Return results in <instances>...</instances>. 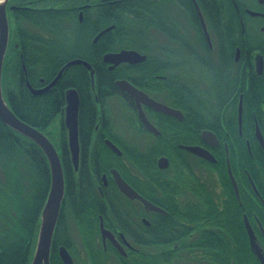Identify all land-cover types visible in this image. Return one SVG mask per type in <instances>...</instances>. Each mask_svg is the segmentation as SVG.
Listing matches in <instances>:
<instances>
[{"label": "flooded vegetation", "instance_id": "obj_1", "mask_svg": "<svg viewBox=\"0 0 264 264\" xmlns=\"http://www.w3.org/2000/svg\"><path fill=\"white\" fill-rule=\"evenodd\" d=\"M224 1L153 0L151 19L140 22L151 30L140 36L137 50L108 52L134 50L144 57L114 67L135 74L115 79L112 94L96 92L84 67L74 70L85 72L87 86L81 90L77 79L65 89L79 98L78 161L75 167L66 132L56 149L65 184L50 248L57 264H64L60 249L71 264H264V0ZM84 7H77L79 22ZM91 45L83 42L82 54L93 57ZM118 80L174 115L133 99ZM39 82L32 87L48 84ZM84 93L93 116L88 132ZM60 118L63 124V111ZM161 147L168 155L143 160L164 152ZM114 171L157 211L123 194ZM210 250L215 263L207 259Z\"/></svg>", "mask_w": 264, "mask_h": 264}, {"label": "trees", "instance_id": "obj_2", "mask_svg": "<svg viewBox=\"0 0 264 264\" xmlns=\"http://www.w3.org/2000/svg\"><path fill=\"white\" fill-rule=\"evenodd\" d=\"M10 6L14 8L9 9ZM80 6H85L81 22L77 8ZM153 10V0H10L7 6L10 35L1 82L3 96L12 112L24 123L50 135L46 131L54 121L57 118L62 121L65 89L77 86V79L81 90L85 92L87 86V75L84 72L78 76L74 70L81 67L74 65L63 72L48 93L34 96L27 89L22 61L28 81L34 87L40 79L49 83L66 62L79 56L98 73L94 82L96 92L105 90L112 94L115 79L133 77L135 73H128L121 65L111 71L104 70L106 65L100 54L137 50L140 36L149 35L151 30L150 25L141 26L140 22L150 20ZM110 25L114 28L91 45L92 38ZM83 42L91 45L93 57L82 54ZM81 108L83 130L88 132L93 116L86 93ZM64 128L61 122L56 141L53 140L55 149L66 142ZM179 142L183 141H175ZM160 150L164 152H150L143 160L156 159L163 153L168 155L167 148ZM63 157L68 166L66 155ZM50 184L49 165L41 149L0 120V264L30 263ZM206 256L213 263L218 259L211 250ZM143 259L150 260V257ZM50 264H57L54 252H51Z\"/></svg>", "mask_w": 264, "mask_h": 264}, {"label": "water", "instance_id": "obj_3", "mask_svg": "<svg viewBox=\"0 0 264 264\" xmlns=\"http://www.w3.org/2000/svg\"><path fill=\"white\" fill-rule=\"evenodd\" d=\"M10 0H0V120L1 122L6 125L8 128L12 129L16 133L26 137L27 139L34 142L44 153L49 169H50V176H51V184L50 189L47 195V199L45 201L44 207L42 209L40 218H39V228L38 233L35 241L34 251L29 264H49V256H50V248L52 237L54 234V229L57 221V217L60 211L61 202L64 197V173L62 164L56 151L55 147L51 143V141L47 138L39 130L25 124L22 122L10 109L8 104L6 103L3 90H2V67L4 58L6 55L8 42H9V35H10V23L7 16V5ZM194 1V0H193ZM195 3V2H194ZM112 27L106 28L102 30L95 38L98 39L101 35L111 30ZM143 56L137 53L134 50H121L115 53H106L103 56L102 61L104 63L109 64V68L112 69L115 66L121 63H129V64H137L143 60ZM80 65L84 67L90 75L91 78V85L94 87V70L92 66L80 59H73L66 62L57 72L55 77L43 88L34 89L29 81L27 76V70L24 65V62H21V69L25 75L26 86L29 92L34 95L38 96L45 92L50 91L52 87H54L59 79L61 78L63 72L71 66ZM116 86L127 95L131 96L135 100H142L148 106L153 108L156 111L167 115H174V112L154 101L150 100L146 97L142 92L135 89L128 81L126 80H118L116 81ZM78 108H79V98L78 94L74 89H68L65 91V106L63 109V125L67 132V141L68 147L70 150V156L72 163L77 165L78 161V128H77V121H78ZM143 119V118H142ZM144 124L146 128L150 129L153 132H156L146 120H144ZM157 133V132H156ZM110 147L113 151L120 154V151L115 148L110 142H108ZM185 150L197 154L199 156H204L205 151L200 147H193V146H185L183 147ZM166 160L164 158L159 160V164L162 163V166ZM114 178L118 184V188L120 191L130 198H138L142 200L143 203L150 209L157 211L152 205L145 202L142 198H140L121 178L120 176L114 171L113 172ZM102 229L103 236H109L106 230ZM60 258L62 259L64 264H71V258L66 250L60 249L59 250Z\"/></svg>", "mask_w": 264, "mask_h": 264}, {"label": "rangeland", "instance_id": "obj_4", "mask_svg": "<svg viewBox=\"0 0 264 264\" xmlns=\"http://www.w3.org/2000/svg\"><path fill=\"white\" fill-rule=\"evenodd\" d=\"M58 125H59V118H57L55 121H54V123L52 124V126L49 128V134H50V136H48L49 138V140L52 142L53 140H55L56 141V135L58 134L57 133V130H58Z\"/></svg>", "mask_w": 264, "mask_h": 264}, {"label": "bare ground", "instance_id": "obj_5", "mask_svg": "<svg viewBox=\"0 0 264 264\" xmlns=\"http://www.w3.org/2000/svg\"><path fill=\"white\" fill-rule=\"evenodd\" d=\"M65 94V93H64ZM5 99V98H4ZM6 101V100H5ZM23 122V121H22ZM26 124V123H25ZM28 125V124H27ZM30 126V125H29ZM32 127V126H31ZM44 134V133H43ZM45 135V134H44ZM26 138V137H25ZM44 207V206H43ZM42 212V211H41Z\"/></svg>", "mask_w": 264, "mask_h": 264}]
</instances>
